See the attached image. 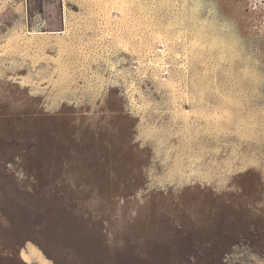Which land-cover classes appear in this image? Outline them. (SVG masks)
Wrapping results in <instances>:
<instances>
[{
    "label": "rangeland",
    "instance_id": "obj_1",
    "mask_svg": "<svg viewBox=\"0 0 264 264\" xmlns=\"http://www.w3.org/2000/svg\"><path fill=\"white\" fill-rule=\"evenodd\" d=\"M0 264H264V0H0Z\"/></svg>",
    "mask_w": 264,
    "mask_h": 264
}]
</instances>
